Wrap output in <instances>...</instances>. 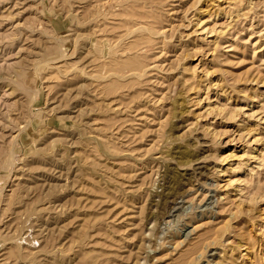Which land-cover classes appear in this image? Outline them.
Segmentation results:
<instances>
[{
  "label": "rangeland",
  "instance_id": "1",
  "mask_svg": "<svg viewBox=\"0 0 264 264\" xmlns=\"http://www.w3.org/2000/svg\"><path fill=\"white\" fill-rule=\"evenodd\" d=\"M0 264H264V0H0Z\"/></svg>",
  "mask_w": 264,
  "mask_h": 264
},
{
  "label": "bare ground",
  "instance_id": "2",
  "mask_svg": "<svg viewBox=\"0 0 264 264\" xmlns=\"http://www.w3.org/2000/svg\"><path fill=\"white\" fill-rule=\"evenodd\" d=\"M140 16H142V15H140ZM113 69V68H112ZM117 71H119V70H117ZM126 76V75H125ZM10 156V155H9Z\"/></svg>",
  "mask_w": 264,
  "mask_h": 264
}]
</instances>
